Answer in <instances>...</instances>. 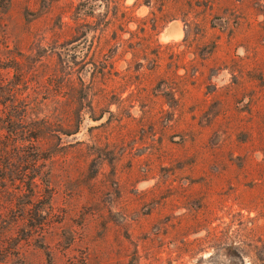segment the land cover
I'll return each instance as SVG.
<instances>
[{"label":"rangeland","instance_id":"rangeland-1","mask_svg":"<svg viewBox=\"0 0 264 264\" xmlns=\"http://www.w3.org/2000/svg\"><path fill=\"white\" fill-rule=\"evenodd\" d=\"M0 264H264V0H0Z\"/></svg>","mask_w":264,"mask_h":264}]
</instances>
